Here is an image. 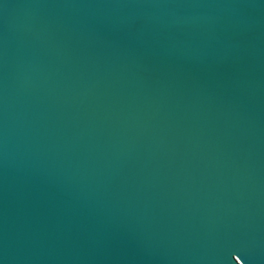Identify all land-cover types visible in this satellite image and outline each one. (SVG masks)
Wrapping results in <instances>:
<instances>
[{
    "label": "water",
    "instance_id": "1",
    "mask_svg": "<svg viewBox=\"0 0 264 264\" xmlns=\"http://www.w3.org/2000/svg\"><path fill=\"white\" fill-rule=\"evenodd\" d=\"M0 264H264V0H0Z\"/></svg>",
    "mask_w": 264,
    "mask_h": 264
}]
</instances>
